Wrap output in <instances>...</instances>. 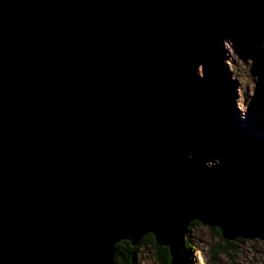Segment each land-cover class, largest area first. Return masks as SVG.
Returning a JSON list of instances; mask_svg holds the SVG:
<instances>
[{
	"label": "water",
	"instance_id": "water-1",
	"mask_svg": "<svg viewBox=\"0 0 264 264\" xmlns=\"http://www.w3.org/2000/svg\"><path fill=\"white\" fill-rule=\"evenodd\" d=\"M211 0H0V264H115L192 222L264 242V187L193 167Z\"/></svg>",
	"mask_w": 264,
	"mask_h": 264
},
{
	"label": "rangeland",
	"instance_id": "rangeland-1",
	"mask_svg": "<svg viewBox=\"0 0 264 264\" xmlns=\"http://www.w3.org/2000/svg\"><path fill=\"white\" fill-rule=\"evenodd\" d=\"M201 25L216 28L212 35L198 38L191 63L197 88L193 109L202 120L197 136L207 156L206 168L217 180L237 181L240 189L246 179L264 183V29L257 50L243 42L252 30L228 19L217 6L207 7ZM223 88L227 92L221 101L217 92ZM218 122L228 127L222 129ZM185 240L188 264H264L263 241L236 239L224 253L219 248L227 246L208 224L192 226ZM138 246L137 264H158L149 241Z\"/></svg>",
	"mask_w": 264,
	"mask_h": 264
},
{
	"label": "trees",
	"instance_id": "trees-1",
	"mask_svg": "<svg viewBox=\"0 0 264 264\" xmlns=\"http://www.w3.org/2000/svg\"><path fill=\"white\" fill-rule=\"evenodd\" d=\"M259 2V3H258ZM256 0H245V1H232V0H211V4L207 7H210L211 5L213 7L217 6L219 9L224 13V15L232 20L236 21L241 24H245L250 30H252L253 34L251 37L244 36V44L252 49H259V43L262 39V33H263V20L261 19L263 16V3H260V1ZM207 12V8L205 9V13ZM212 32H216V28L211 29H203L202 25H200V31L198 32V38L200 36H204L205 38L212 35ZM198 40V39H197ZM194 49V46H193ZM192 49V50H193ZM192 93L195 96L197 93V88L195 86V82L193 81V86H191ZM227 92V88H223L220 91L217 92V95L221 99V101H224V95ZM198 127L196 130V134L202 132V120L198 121ZM220 127L222 129H226L227 124H220ZM226 125V126H224ZM204 133V132H203ZM205 134V133H204ZM208 138H211V135L205 134ZM190 158L193 163V167L199 171H202L213 178H217L216 176H213L209 174L207 168H206V163H207V156L203 152V148L200 146V143H196L191 151ZM247 180V181H246ZM245 182L243 183V188L245 190H248L252 188V186H264V183L262 182H256L251 178L246 179ZM221 181H224L232 186L239 185L237 181H234L233 179H223ZM198 222H192L189 225V228L186 231L187 232L192 228V226L197 225ZM211 231L214 233V235L218 238V240L221 243H224L227 247L226 249H223L222 246H220V251H224V253H228L230 251L229 247L230 244L227 241H223L220 235L219 229H217L214 226H209ZM185 234V236H186ZM144 241H149L151 244V247L153 248L155 252V258L157 259L158 264H169L170 263V257L167 248L165 247H159L155 244L153 237L151 235H146L143 237L141 240L140 244L143 243ZM240 241V240H238ZM219 242V243H220ZM220 243V244H221ZM139 246L132 247L129 242L127 241H122L118 244L115 245L114 248V262L115 264H137L136 262V252L138 250ZM189 247L186 243V240L184 242V245L181 250V258L179 264H188L187 263V256L185 253H188ZM186 258V259H185Z\"/></svg>",
	"mask_w": 264,
	"mask_h": 264
},
{
	"label": "bare ground",
	"instance_id": "bare-ground-1",
	"mask_svg": "<svg viewBox=\"0 0 264 264\" xmlns=\"http://www.w3.org/2000/svg\"><path fill=\"white\" fill-rule=\"evenodd\" d=\"M261 3V2H260ZM205 14V13H204ZM193 103V102H192ZM193 111H194V109H193ZM194 114H195V111H194ZM195 116H196V114H195ZM197 117V116H196ZM198 118V117H197ZM199 121V120H198ZM259 188V186H252V188H250V189H253V188ZM260 187H264V186H260ZM249 190V189H248Z\"/></svg>",
	"mask_w": 264,
	"mask_h": 264
}]
</instances>
